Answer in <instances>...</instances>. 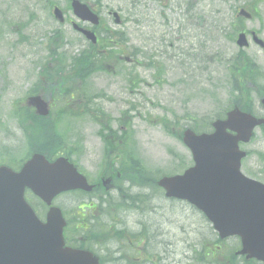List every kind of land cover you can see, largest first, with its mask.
Segmentation results:
<instances>
[{"label":"rangeland","instance_id":"rangeland-1","mask_svg":"<svg viewBox=\"0 0 264 264\" xmlns=\"http://www.w3.org/2000/svg\"><path fill=\"white\" fill-rule=\"evenodd\" d=\"M68 3L0 0V166L9 167L18 158H25L24 163L29 157L23 158L28 140L39 130L48 136L52 119L68 113V119L57 123L62 133L54 151L68 154L89 181H99L113 157L124 167L140 162L145 176L181 174L192 159L180 134L199 125L209 131L210 123L227 109L228 88L220 66L223 58L241 59L235 45L240 28L255 32L264 41V4L256 0H101V6L93 4L102 18V37L108 30L122 35L100 46H111L105 52L120 53L113 54L117 60L109 61L103 72L86 76L81 69L72 86L83 85L84 93L73 102L54 93L56 87L69 84L60 75L50 80L53 87L47 91V76L38 78L45 67L54 76L59 63L46 61L49 38L57 37L48 45L51 53L60 43V52L67 57L87 50L85 40L68 24L75 20ZM52 5L65 13V24L53 19ZM240 8L256 12L253 20L242 23L237 19ZM108 11L118 14L124 25H113ZM244 53L247 57L242 59L262 66L263 72L251 73L250 69L252 75L240 76L241 67L236 66L233 78L243 88L246 106L252 110L254 101L253 113L262 115L251 89L256 86L259 95L264 88V79H260L264 78V50L250 44ZM128 73L136 76L137 84L127 80ZM42 92L52 117L34 120L31 113L22 122L17 120L26 108V98ZM111 128L115 134L121 129L117 137H106L105 131ZM240 148L247 153L241 173L264 185V157H255L264 156L263 133L256 130L250 143ZM128 177L131 183L125 182ZM138 183L137 175H124L107 192H74L56 198L53 205L71 221L68 240L89 245L106 264H261L234 258L239 239L219 242L211 224L188 203L167 200L162 192ZM29 203L43 219L46 209L40 202ZM85 204L92 205L85 219L81 211L75 213L79 218L66 214ZM89 219L106 228L94 230ZM207 249L216 251L214 258L207 255Z\"/></svg>","mask_w":264,"mask_h":264},{"label":"water","instance_id":"water-1","mask_svg":"<svg viewBox=\"0 0 264 264\" xmlns=\"http://www.w3.org/2000/svg\"><path fill=\"white\" fill-rule=\"evenodd\" d=\"M73 10L81 20L97 22L84 6L75 3ZM55 16H60L58 11ZM239 16L250 19L244 10ZM236 44L246 47L243 34ZM29 103L39 115H47L40 98H30ZM261 123L235 108L225 120L212 124L211 135L196 136L186 130L182 142L191 152L194 167L181 176L164 177L157 185L165 191V197L187 200L201 210L221 238L239 235L243 248L240 255L264 261V206L257 207L263 201L264 187L240 174L245 153L238 149V144L247 143L254 127ZM25 189L49 207L61 193L90 191L91 187L65 159L49 164L42 156L33 155L19 173L1 167L0 264H98L88 252L64 248L65 222L59 209L50 208L46 222L41 223L24 201Z\"/></svg>","mask_w":264,"mask_h":264},{"label":"trees","instance_id":"trees-1","mask_svg":"<svg viewBox=\"0 0 264 264\" xmlns=\"http://www.w3.org/2000/svg\"><path fill=\"white\" fill-rule=\"evenodd\" d=\"M98 61H99V57H97V55L84 54L80 59L75 60L76 67H72L71 71H75L79 77L81 69H85V75L87 76L90 72L97 70ZM238 62H239V59L235 60L234 62H230L231 69H235ZM78 67H79V69H77ZM244 71H245L244 68L239 70L240 76H244ZM44 74L45 73L43 71L41 76H44ZM239 92H240V94L244 95L243 89H240ZM235 105H238L237 101L235 102ZM242 107L244 109H246L245 106H242ZM54 132H55V130L49 136H46L43 138L36 137V139H35L36 140V142H35L36 147L34 148V150L36 149L35 150L36 152H40V153L45 154L47 158H50V156H52V154L55 153L54 149H56L58 147V143H54L52 141V138L54 139V136H53ZM207 252H209V251H207Z\"/></svg>","mask_w":264,"mask_h":264},{"label":"flooded vegetation","instance_id":"flooded-vegetation-1","mask_svg":"<svg viewBox=\"0 0 264 264\" xmlns=\"http://www.w3.org/2000/svg\"><path fill=\"white\" fill-rule=\"evenodd\" d=\"M263 80V78H260ZM251 93L253 95V97H255V101L257 102V105L261 108V110L263 111V114L260 115L257 112H254L253 114L259 117H262L264 119V107H262L261 105V99L264 97V88H262V91L260 92V95H257L256 93V86L251 89ZM255 106H254V101H252V110H255ZM26 113H29V111H27ZM264 127V126H263ZM119 179L121 177L119 172L115 171V167H113L112 164L107 165L106 170L104 171V173L102 174V177L107 178V180H109V182L107 183V185H109V187L113 186L114 182H113V178ZM100 178L103 179V178ZM99 183H94V191L93 194H97L98 191H100L102 188L99 189L100 186H98ZM101 257V256H100ZM99 257V263L101 264V260L103 261L102 264H106L105 260L103 258Z\"/></svg>","mask_w":264,"mask_h":264},{"label":"bare ground","instance_id":"bare-ground-1","mask_svg":"<svg viewBox=\"0 0 264 264\" xmlns=\"http://www.w3.org/2000/svg\"><path fill=\"white\" fill-rule=\"evenodd\" d=\"M220 67L224 70L222 65ZM221 78H222V76L219 75V79H221ZM222 82H223L224 85L227 84V78H226L225 70H224V76H223Z\"/></svg>","mask_w":264,"mask_h":264}]
</instances>
